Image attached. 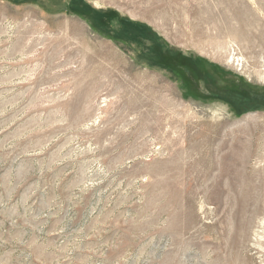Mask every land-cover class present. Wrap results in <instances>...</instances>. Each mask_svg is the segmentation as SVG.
I'll return each mask as SVG.
<instances>
[{
  "label": "rangeland",
  "instance_id": "obj_1",
  "mask_svg": "<svg viewBox=\"0 0 264 264\" xmlns=\"http://www.w3.org/2000/svg\"><path fill=\"white\" fill-rule=\"evenodd\" d=\"M263 134L264 0H0V264H264Z\"/></svg>",
  "mask_w": 264,
  "mask_h": 264
},
{
  "label": "bare ground",
  "instance_id": "obj_2",
  "mask_svg": "<svg viewBox=\"0 0 264 264\" xmlns=\"http://www.w3.org/2000/svg\"><path fill=\"white\" fill-rule=\"evenodd\" d=\"M263 135H264V134H263ZM263 138H264V137H263ZM260 139H261V138H260ZM259 143H260V142H259ZM260 144H261V143H260ZM262 145H263V147H264V139H263ZM261 147H262V146H261ZM261 147H260V148H261ZM256 150H257V149H256ZM250 151H251V150H250V148H249V153H250ZM262 151H263V153H260V154L262 155V158H264V148H263ZM249 153H246V154L242 155L241 158L245 159V158L248 156ZM255 153H256V152H255ZM243 159L241 160L242 162H243ZM262 161H263L262 159H261V160H258L257 163L259 164V166L261 165ZM242 166H243V165H242ZM258 171H259V172H262V173H261V177L263 178V184H264V166L261 167V168H259ZM263 188H264V187H263ZM248 193H249V192H248ZM222 194H223V193H222ZM239 195H240V194H239ZM250 195H251V194H250ZM251 196H252V195H251ZM247 207H248V206H247ZM254 208H255V207H254ZM251 214H252V213H251ZM262 219H263V220H262L261 226L264 228V218H262ZM263 231H264V230H263ZM243 232H244V231H243ZM258 237H259V236H258ZM261 237H262V236H261ZM263 237H264V236H263ZM263 237H262V238H263ZM260 243H261V242H260Z\"/></svg>",
  "mask_w": 264,
  "mask_h": 264
}]
</instances>
